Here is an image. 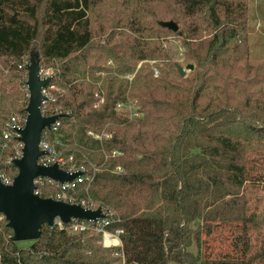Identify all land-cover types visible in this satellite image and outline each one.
Masks as SVG:
<instances>
[{
  "label": "trees",
  "instance_id": "obj_1",
  "mask_svg": "<svg viewBox=\"0 0 264 264\" xmlns=\"http://www.w3.org/2000/svg\"><path fill=\"white\" fill-rule=\"evenodd\" d=\"M246 23L245 0H0V170L11 180L17 174L5 161L21 142L3 133L12 116L24 123L33 55L39 68L55 70L41 111L58 116L59 126L43 129L40 139L61 142L60 156L72 157L62 169L93 174L64 200L101 208L120 219L122 230L121 248H103L89 232L72 235L43 224L39 239L22 247L10 240L0 215V264H121L122 255L124 264L264 261V238L257 248L250 238L264 214L250 205L245 188L254 169L264 171V93L252 98L243 91L234 101L226 79L213 85L218 95L204 94L221 67L229 72L244 59L243 70H250ZM168 35L194 65L184 77L162 47ZM155 59L166 66L150 65ZM127 96L138 101L141 119L129 121L116 110ZM107 125L117 127L109 128V139L86 133ZM113 150L121 155L112 157ZM41 182L35 192L55 198L58 189ZM218 226L237 232L235 255L210 259L201 240ZM191 245L199 247L196 254L187 250Z\"/></svg>",
  "mask_w": 264,
  "mask_h": 264
},
{
  "label": "water",
  "instance_id": "obj_2",
  "mask_svg": "<svg viewBox=\"0 0 264 264\" xmlns=\"http://www.w3.org/2000/svg\"><path fill=\"white\" fill-rule=\"evenodd\" d=\"M160 25L174 32L178 26L173 21L160 22ZM181 77L186 71H192L194 66L185 67L176 65ZM37 58L31 55L26 66L27 80L25 82L28 92V102L25 108L26 117L22 128L17 130L18 139L22 144L21 156L13 160L17 174L11 184H4L0 180V215L7 221V226L12 230V242L36 241L40 237L43 224L50 227L58 218L63 223L71 219L93 221L104 217L101 208L89 209L78 203H69L52 197L42 198L35 192L34 181L37 178H48L58 183H68L80 175L78 171H67L58 166L41 165L38 158L43 152L39 148L41 132L48 129L58 116H45L41 105L45 96L41 93L49 81L48 78L40 79Z\"/></svg>",
  "mask_w": 264,
  "mask_h": 264
},
{
  "label": "rangeland",
  "instance_id": "obj_3",
  "mask_svg": "<svg viewBox=\"0 0 264 264\" xmlns=\"http://www.w3.org/2000/svg\"><path fill=\"white\" fill-rule=\"evenodd\" d=\"M247 5V31L246 35V62L249 66V71L245 73L243 67L245 66L244 59H240L233 64L231 71L228 72L224 67H221L217 74L213 78V82L209 85L207 90L204 92L205 95L214 97L219 94V89L215 86L222 84L223 80L228 79L229 95L236 101L242 97V92L245 91L252 98H256L264 93V0H245ZM205 37H199V40L204 41ZM162 47L169 50L174 56V61L182 67L188 64H192L189 59L184 56V49L180 41L172 35H168L160 38ZM149 64L157 65L160 69L164 68L167 61L155 59L149 62ZM194 66V65H193ZM157 68V69H159ZM158 71V70H157ZM190 71H186V75ZM159 74V72H158ZM215 85V86H213ZM26 90V89H25ZM131 92L130 87L127 90ZM128 97V96H127ZM130 97H128L129 99ZM130 100H135L131 99ZM137 101V100H136ZM138 110L141 112L143 117V111L141 110L137 101ZM119 114L124 116L127 115V109L117 110ZM137 120V119H135ZM129 120V121H135ZM107 130V134L111 137L112 132L109 128L113 125H107L104 127ZM119 128V127H118ZM117 171V170H116ZM120 172V171H117ZM262 174V176H260ZM264 171L260 169H254L252 171V178L246 183V190L250 199L249 203L256 207L258 214H264ZM260 176V177H259ZM236 231L231 227L218 226L215 227L209 234H205L201 240V252L202 254L210 259L216 258H228L233 256V238L236 235ZM258 236L257 239H255ZM251 242L254 247H258L264 238V225L260 226L256 231H250ZM28 242L20 244L22 247H26ZM97 243V240L95 242ZM199 247L191 245L187 250L193 254H196ZM257 264H264V261H258Z\"/></svg>",
  "mask_w": 264,
  "mask_h": 264
},
{
  "label": "built area",
  "instance_id": "obj_4",
  "mask_svg": "<svg viewBox=\"0 0 264 264\" xmlns=\"http://www.w3.org/2000/svg\"><path fill=\"white\" fill-rule=\"evenodd\" d=\"M54 68L52 67H42L38 69L39 73V78L40 79H45V78H50L54 74ZM6 72V71H5ZM154 77L158 75V71L155 69L154 72ZM132 75L128 76V79H131ZM46 86V85H45ZM43 87L41 90V93L45 96V101L47 99L51 98V93L50 90L53 88L51 87ZM28 96V94H27ZM103 102V98L99 97L98 102L95 104L97 106L99 103ZM44 103V102H43ZM127 109V118L129 120H135L140 118L141 112L138 110L137 107V101L136 100H130L127 98L126 102L122 103L119 102L116 105V110L119 109ZM55 123V124H54ZM53 130H55L58 126V122H54ZM52 124V125H53ZM24 123L21 125L19 120L15 117L12 116L10 121L7 122L6 124V130L3 133V138L8 139L12 134H15L17 137L19 136L17 133V130L22 128ZM51 125V126H52ZM50 126V127H51ZM49 127V128H50ZM48 128V129H49ZM86 133L90 136H92L95 139H109L110 136L107 134V131L105 128L100 132V133H95L91 130L86 131ZM5 146V145H3ZM2 146V148H3ZM56 146H61V142L58 139L53 140L52 142L48 141L47 135L44 137V139H40L39 143V148L43 152L42 156L38 158V163L41 165H52L54 163H57L58 166L61 168L64 163L69 162L72 160V157H68V159H64L62 156H60L59 152L56 149ZM20 148H22V144L19 145ZM121 153L113 150L111 152L112 157H118L120 156ZM21 156V151L17 153V155L14 158H7L5 161L6 164H9L10 162H13L14 159L19 158ZM107 157V155H106ZM117 171H121L120 168H117ZM71 172V171H70ZM80 172V175L73 179L71 182L68 183H58L56 181H53L48 178H37L34 181V184L36 186V183H42V179H46V182L50 184L52 187H55L58 189V193L56 194V197L54 199L58 200H64L66 197V191L69 189H74L77 187L79 184H86L90 183L93 179V174L90 172H86L83 168H80L78 171ZM0 180L2 183L8 185L11 184L13 180L9 178L5 173H3L2 170H0ZM65 201V200H64ZM81 206L85 208L84 202L79 203ZM91 209V208H89ZM120 223V219L118 217H113L112 214H104V217L101 219H96L93 221H86V220H80V219H71L68 223H63L60 221L58 218L55 219L54 225L56 226L59 230L66 231L68 234L72 235H78L80 233L84 232H89L92 235H95L97 238V243L102 246L103 248H112V247H122V241H121V234L122 230L117 226V224ZM116 255V254H114ZM121 264H124V258L122 255V261Z\"/></svg>",
  "mask_w": 264,
  "mask_h": 264
}]
</instances>
